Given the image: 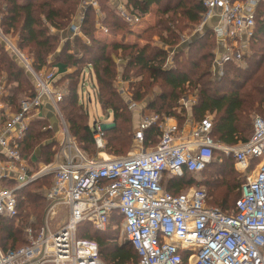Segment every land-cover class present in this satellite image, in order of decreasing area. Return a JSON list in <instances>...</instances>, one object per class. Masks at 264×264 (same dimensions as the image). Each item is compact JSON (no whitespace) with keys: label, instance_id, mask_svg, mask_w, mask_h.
I'll use <instances>...</instances> for the list:
<instances>
[{"label":"built area","instance_id":"obj_1","mask_svg":"<svg viewBox=\"0 0 264 264\" xmlns=\"http://www.w3.org/2000/svg\"><path fill=\"white\" fill-rule=\"evenodd\" d=\"M198 1L206 10L202 28L216 17L220 23L215 29L217 40L241 41L238 50L228 47L221 54L217 66L242 61L244 51L256 38L261 0ZM90 5L99 12L96 0ZM126 18L131 24L141 21L137 15ZM83 20L84 13L80 22ZM79 29L72 26L74 33ZM0 38L7 43L1 32ZM25 63L34 75L36 96L22 100L16 112L0 104V151L6 159L0 162V217L16 219L20 213L18 193L51 174L53 185L45 197L53 203L52 211L64 206L69 214L57 230L28 228L27 244L19 249L4 251L0 246V264H106L97 243L78 238V227L89 223L106 233L113 214L122 217L118 243L128 241L134 247L140 257L138 264H264V119H254L248 143L227 147L212 139L211 118L186 134L170 119L164 122L159 114H149L134 134L138 153L104 161L91 159L75 142L61 116L63 96L54 91V73L37 74ZM45 98L61 118L60 138L55 162L34 171L21 151V143L31 121L38 119ZM189 103L184 98L180 105L187 108ZM129 105L138 107L132 99ZM157 126L160 141L147 151L146 132ZM91 128L95 146L104 150V124L95 121ZM215 150L233 156L244 172L256 163L231 214L210 206L204 188L175 195L163 187L167 173L182 179L186 172H203L212 163Z\"/></svg>","mask_w":264,"mask_h":264},{"label":"trees","instance_id":"obj_2","mask_svg":"<svg viewBox=\"0 0 264 264\" xmlns=\"http://www.w3.org/2000/svg\"><path fill=\"white\" fill-rule=\"evenodd\" d=\"M82 3L83 0H0V30L9 38H12V34H16L17 49L31 55L32 67L40 73L47 69L48 58L51 55L55 56L59 46V37L57 34H52L51 30L62 32L69 29L74 17L79 11H84L81 32L92 39L93 47L82 44L84 42L80 38H75L74 48L84 53L83 57H79V51L70 53L73 49L71 42L67 44L63 60L65 59L71 66H76L78 71L70 76L69 94L63 97L60 109L85 154L92 148L97 149L93 132L89 127L88 115L83 114L84 106L79 101L77 93L78 84L82 76L84 78V70L89 62L92 63L96 74L99 104L105 112L112 111L114 114L113 126L105 129L107 149L116 156H122L132 147L134 123L131 114L133 112L129 110L114 87L118 75L113 56L119 51H122V58L128 59L123 68L124 80L130 81L138 77L135 74L127 76L126 73L128 74L129 71H139L146 75L145 81L132 87L133 97L137 103L143 102L152 85L158 84L167 91L158 96V100L150 101L148 109L163 118L177 117L178 114L174 109L179 99L188 91H198L199 100L193 109L192 117L200 123L208 114L214 115L211 137L216 143L234 147L250 141L254 132L252 123L254 117L260 115L264 119V21H258L256 41L252 46L253 54L241 65L229 64L224 79L216 81L212 79L210 72L215 47L214 40L210 37L193 44L194 47L190 49L188 58L182 54L178 55L179 68L169 70L165 68L168 52L163 46L108 45L94 40L96 25L100 20L97 18L98 11L92 5L81 10ZM98 3L100 11L106 17L102 23L109 32L127 34L129 27L118 16V8H112L109 0H98ZM155 5H159L157 22L149 29L146 39L153 41L154 36H158L163 44L170 47L179 43L183 32L193 30L200 24L202 14L206 11L202 3L197 0H129V6L132 7L131 14L141 18L146 16ZM153 32L155 34H152ZM202 64L205 68H202ZM230 73L241 81L232 80ZM31 78L29 71L22 66L15 53L7 50L6 44L0 40V84L6 80V86H10L7 102L15 112L19 110L22 99L36 96V85ZM60 83H63V80ZM159 101L162 102L160 105ZM178 119L183 122L185 117L180 115ZM53 134L54 131L49 129L45 122L35 120L21 143V151L35 171L40 164L39 158L43 156L47 165L54 163L56 151H52V148L57 146V142ZM159 134L158 126L147 131L145 145L148 148L156 146L159 142ZM39 147L38 153L42 154L41 157L35 154L36 148ZM216 152L215 150L212 163L199 175L186 172L182 179L165 176L163 186L175 195L182 194L198 184L208 187L213 193L214 206L208 202L209 205L219 208L223 213L231 214L235 210L236 201L240 198L241 186L246 182V180L239 182L234 187L236 194L224 190V187L228 189V185L220 177L234 176L232 160L229 159L230 164L227 162L218 167L215 179H198V176L205 174L216 165ZM218 155L222 158L225 156L221 151ZM255 164L252 163L251 169ZM49 179L48 177L41 180ZM38 183L39 180L30 188ZM28 189L29 187L18 193L20 213L15 219L18 224L12 222L13 219L0 217V246L4 251L16 250L27 244L26 237L22 238L25 229L19 226V223L26 225L31 214L37 215L39 220L42 219L44 198L40 192L33 193ZM121 223L122 217L113 214L106 233L98 232L89 223H83L78 227V237L97 243L101 259L106 264H138L140 257L134 247L130 243L122 245L118 243ZM33 229L38 230L40 227ZM19 243L22 245L17 246Z\"/></svg>","mask_w":264,"mask_h":264},{"label":"crops","instance_id":"obj_3","mask_svg":"<svg viewBox=\"0 0 264 264\" xmlns=\"http://www.w3.org/2000/svg\"><path fill=\"white\" fill-rule=\"evenodd\" d=\"M92 1L93 0H83L81 10H83L86 6H89ZM96 1L98 3V0H96ZM109 1H110V5L112 8H115V9L118 8L117 14L124 21V23L126 25H128L129 32L127 34H112L110 32L106 33L105 31L108 30V28L102 23L106 19V17L103 14V12L100 11L101 8H100V5L98 3L97 8H98L99 12L97 14V18L100 20L97 19L98 22L96 25V31L94 33V38H95L94 40H98V41L103 42V43L108 44V45L118 44V45H122V46L144 47L147 44H151L153 46H163V48H165V50L168 52V57H167V61L165 63V66L168 65L169 61H170V64L172 65V66L168 65L167 68L169 70L178 68L176 64L173 65V62L176 63L175 56L178 57V55L182 54L183 56H185V58H188V56L190 55V52H191L190 49L194 47L193 44H195L196 42H199L201 40H205V38H207V37H210L212 40H214V44H215L214 46H216V48L214 47V50H213V59L215 58V55H216V59L213 61L212 65H211L212 69L214 68L215 72L219 71V69L223 68V66L222 67L217 66L216 61H218L220 59L221 54H224L227 52L228 47H230L233 50L239 49V45H240L239 43L241 42L240 40L238 41V43L234 42L232 40L230 41L227 38H220L217 40V38L215 36V29L218 28L220 23H219V18H216V17L214 19H212L211 21H209L208 24H206L203 28H202V21H201L200 24H198L193 30H190V31H192L191 34H186L187 36H185V37L181 36V38H183V40L180 41L179 45L177 44L173 47L167 46V45L162 43L163 41H161V39L158 36H156V37L154 36L153 41H148L146 39V36L149 34L148 33L149 29L153 28L156 25L157 14L159 12V5L153 6L151 8L150 12L146 16L141 18V21L139 22V24H131L127 21V18H126L128 15L133 16L131 14L132 7L129 6V0H109ZM234 1H240V0H234ZM83 12L84 11H79V13L74 17L73 22H72L71 26L69 27V29L62 31V32H57L55 29L51 30L52 34H55V35L57 34V36L59 37V46L57 48L55 56L51 55L48 58L47 69L45 68L40 73H37L33 69V67H32V61L33 60H31V58H30V60H28L25 56H23L21 51L17 49L16 44L12 40L6 38V36L3 35V33L1 32V30H0L1 34L3 35V37L5 38L7 43H9V45L4 40H2L1 38H0V40H2L6 44V48H7V46H10L11 49H13V53H15V55L17 54L15 52V50L18 51L19 54L24 58L23 64L27 67V64L25 63V60H26L29 64V66L32 68V70L34 72H36L37 74H44L46 72H48V73L53 72L55 75V81L53 82L54 91L56 93H61L63 97H66V96H68L66 93L69 92V91L68 92H66V91L69 90V88H70V84H69L70 76L78 71V68L76 66H71V65L66 63L65 59L63 60V58H64L63 54H64V50L66 49L67 44L69 42H71V44H72L73 49H71L72 51H70L71 54L77 53L79 51L77 48H74V41H75L74 39L75 38H80L82 41L86 40L84 44H86L89 47H93L92 46L93 45L92 39L87 38L81 32L83 21L80 22V18L82 16ZM202 16H203V14H202ZM258 21H264V0L260 1ZM258 21H257V27H256V34H257V30H258ZM72 26L80 27V29L78 30V32L74 33L72 30ZM188 35H191V36H188ZM185 38H186V40H185ZM255 41H256V38L251 42L252 44L250 45V48H248V50H246V51H244V49L242 50V51H244V57H243L242 61L230 62L228 64H236V63L243 64L245 59L248 58L253 53L252 46H253V43ZM121 54H122V51H119L116 53V55L113 56L116 68H125V66L127 64L128 59L122 58ZM79 55H80L79 57H83L84 53L80 52ZM169 66H171V67L169 68ZM27 70L29 71V73L32 77L31 79L33 80V82L35 84V78H34L33 73L30 71V69H28V67H27ZM83 75H84V78L82 76L81 81L78 84L79 87H78L77 93L79 96V101L81 102L82 105H84V108L88 111V114H89L88 106H89V104H92V102H93V95L95 97L96 103L102 109V107L99 104V100H98L97 79H96V74L93 71L92 63H90V62L87 63ZM117 75H118L117 77L121 78V75L119 76V72H117ZM88 77H89V79H88ZM134 79L135 78H133L130 81H127L124 79H122V80L119 79V83L121 85H123L124 88L127 90L128 85L130 86L131 84L134 83ZM61 80H63V83H60ZM88 80H90V82H91V88H92L93 93L92 94H91V92L86 93V94H89V93L90 94L85 101V99H83L84 98V89L90 83V82H87ZM138 81L139 80H137V82ZM5 83H6V80H3L0 84V104L7 107L5 109L10 108V110H12V112H15L14 108L11 105H9V103L7 102L8 96L10 94V91L8 90V88L10 89V86L7 87ZM126 96L128 99H132V101L138 105L137 108H131L130 105L128 104L129 110H131L133 112V114L138 117V123L132 132V134H133V143L132 144H134V146H135L134 134H135V131L137 130L142 118L146 115L156 114V113L149 112L150 110H147V109L144 110L146 105H144V108L142 109L140 106V103H137L134 100L133 93L129 92V94ZM184 98L186 100L188 99L190 101L187 108L180 105V103L182 102V100ZM24 99H26V98H24ZM24 99H22V100H24ZM198 100H199L198 94H195L194 92L192 93L191 91H188L187 94L183 95L179 99L177 106L174 109V111L178 114V116L183 114L186 122H188L189 124H193L192 127L195 126L194 125L195 123L196 124L199 123V122L195 121L192 117L193 116V109L197 106ZM62 101H63V99H62ZM147 103H148V101H147ZM19 108H20V106H19ZM103 112L105 115V120L104 121L100 120V121L104 124V128L106 129V128L112 127L114 124L113 112L110 111L107 113L104 110H103ZM60 113H61V116L64 118L61 109H60ZM89 116H90V114H89ZM178 116L177 117H167L166 116L164 118H163V116H161V117L163 118L164 122H165V120L170 119L171 120L170 123H176L180 127V125L177 123V121L179 120ZM208 118H211V120H213L214 115L208 114L205 119H208ZM111 119H112V123H109V121ZM35 120H41V121L45 122L46 125L49 126V129L54 131V133L56 135L58 134V138H54L55 142H58V139L60 138L59 134H60V128H61V118H59V114L57 113V111L55 110V108L53 107V105L50 103V101L48 99L45 98L43 100V108L39 114V117H38V119H33L31 121L30 127ZM94 122H93V120L91 121V117H90V120H89V127L90 128ZM66 123L68 124L67 121H66ZM189 124H187L186 127H188V128L191 127V125H189ZM68 127H69V125H68ZM186 127L181 126L180 129L183 128V130L186 132V134H187V131L190 133L191 132L190 130L192 129V127L190 128V130H187ZM91 130H92V128H91ZM212 130H213V128H212ZM69 131H70V128H69ZM159 131H160V129H159ZM70 134H71V131H70ZM211 134H212V132H211ZM160 135H161V132L158 136L159 141H160ZM56 139H57V141H56ZM73 139L78 144V141L75 139V137H73ZM145 140H146V136H145ZM105 143H106V147L104 150H106V148H107V140L106 139H105ZM157 145L158 144H156V146ZM240 145H242V144H240ZM156 146L151 147V148H155ZM237 146H239V145H237ZM57 147H58V143H57V146L55 147V149H57ZM146 148H148V147L144 143V149H146ZM80 149H81V147H80ZM104 150H102V151H104ZM82 152H83V150H82ZM99 152H101V151H99ZM38 155H40V154L38 153L37 156ZM91 159H93V158H91ZM5 160L6 159L4 158V155L0 151V162H5ZM54 162H55V160H54ZM200 173H194V174L199 175ZM165 176L174 177V176L170 175L169 173L165 174ZM174 178H177V177H174ZM177 179H179V178H177ZM4 185L7 186V184H4ZM10 186H14L13 183H11ZM192 188L196 189L197 187H192ZM192 188H190V189H192ZM189 190H187V191H189ZM120 245H122V244H120Z\"/></svg>","mask_w":264,"mask_h":264},{"label":"rangeland","instance_id":"obj_4","mask_svg":"<svg viewBox=\"0 0 264 264\" xmlns=\"http://www.w3.org/2000/svg\"><path fill=\"white\" fill-rule=\"evenodd\" d=\"M102 1V0H101ZM154 20V19H153ZM191 32L192 31H190V30H187V31H185V32H183L182 33V35L181 36H187L186 34H191ZM152 34H155L154 32L152 33ZM151 34V35H152ZM12 36V38H9V37H7L6 36V38H8V39H10V40H12L15 44H16V42H17V36H16V34H12L11 35ZM188 36H191V35H188ZM183 40V38H181L180 37V41H182ZM86 41V40H85ZM85 41H83L84 43H85ZM180 41H179V43H178V45L180 44ZM13 43V44H14ZM84 43H82V44H84ZM88 43V42H87ZM91 43V42H90ZM14 44V45H15ZM93 44V43H92ZM93 46V45H92ZM7 50H10L11 52H13V49H11V47L10 46H7ZM215 48H216V46H215ZM169 50V49H168ZM256 50H257V48H256ZM22 54H23V56H25L28 60H30V58H31V55H29L26 51L25 52H21ZM18 54V53H17ZM15 55L16 57H17V59H19V62H21V64H22V66L24 67V68H26L27 69V67L23 64V60L18 56V55ZM174 54V53H173ZM253 54V53H252ZM171 55V54H170ZM172 56V55H171ZM179 57V56H178ZM178 57H176L175 56V58H176V63L175 62H173V65L174 64H176L177 65V61H179L180 59H178ZM216 59V55H215V58L213 59V61ZM213 61H212V63H213ZM229 64H226V65H224L223 66V68L222 69H219V71H216L215 72V70H214V68L212 69V67H210V72H211V74H212V79H214V80H216V81H222L223 79H224V77H225V75H226V67L228 66ZM236 65H241V63H236ZM172 66V65H171ZM171 66H169V68L171 67ZM178 67V66H177ZM179 68V67H178ZM202 68H205L204 67V64H202ZM117 72H119V76L121 75V78L120 77H117V79H116V81H115V83H114V87L117 89V91H118V93L121 95V98L124 100V102H125V104H126V106H128V104H129V102H130V99H128L127 98V96L126 95H128L129 94V92L130 93H134V91H133V89H132V87H134V85H136V84H138V83H140V82H143V80L145 81L146 79V75L144 74V73H142V72H139V71H129V73L127 74L126 73V75L128 76L129 74H131V76L133 75V74H135V76H138V77H135V79H134V83L133 84H131L130 86L128 85V89L126 90L125 88H124V86L123 85H121L120 83H119V79L120 80H122L123 79V68H117ZM231 74V73H230ZM230 78L232 79V80H236V81H241V79H239V78H237L236 77V75H234V74H231L230 75ZM88 79H89V77H88ZM132 80V79H131ZM137 80H139L138 82H137ZM87 82H90V80H88ZM124 88V89H123ZM136 89V88H135ZM8 90H10L9 88H8ZM69 90H67L66 92H68ZM167 90L164 88V87H161L160 85H158V84H154V85H152V87L150 88V90L148 91V94H146V97H145V100L143 101V102H141L140 103V106H141V108L143 109L144 108V105H146L145 106V108H144V110L145 109H147V110H149L148 109V103L150 104L151 102L150 101H154V100H158V96H160L161 94H163V93H165ZM88 92H91V94L93 93V91H92V88H91V82L89 83V85L84 89V98L83 99H85V101H86V99H87V97L89 96V94H86V93H88ZM121 92H123V93H121ZM192 93L194 92L195 94H198V91H191ZM67 95L69 94V92L68 93H66ZM126 94V95H125ZM147 101H148V103H147ZM146 103V104H145ZM162 102H158V104L160 105ZM84 106V105H83ZM88 109H89V114H90V116H89V114H88V111L85 109V108H83V110H82V112H83V114L85 115H88V119L90 120V117H91V121L93 120V122L94 121H100V120H102V121H104L105 120V115H104V112H103V110L99 107V105L96 103V101H95V97H94V95H93V102H92V104H89V106H88ZM149 112H152V111H149ZM166 112V110L164 111V113ZM131 116H132V121H133V129L136 127V125H137V123H138V117L136 116V115H134V114H131ZM181 116H183L184 117V115L183 114H181ZM256 118H263V117H261L260 115H257L256 117H254V119H256ZM87 119V120H88ZM254 119H253V121H254ZM109 123H112V119L109 121ZM177 123L180 125V127L182 126V127H186V125L187 124H189L188 122H186V120H184L183 122L182 121H177ZM253 123V122H252ZM189 125H191V127H192V125L193 124H189ZM194 125H196V123L194 124ZM70 127V126H69ZM191 127H186L187 128V130H190V128ZM193 128V127H192ZM182 130H183V128H181ZM192 130V129H191ZM190 130V131H191ZM71 131V135L73 136V132H72V130H70ZM189 132L187 131V134H188ZM54 136H55V138H58V134L56 135L55 133L53 134ZM53 136V137H54ZM57 136V137H56ZM59 136H60V134H59ZM74 137V136H73ZM76 139V138H75ZM77 140V139H76ZM78 141V140H77ZM78 144H79V141H78ZM79 146L81 147V145L79 144ZM40 149V147L39 148H36V150H35V154L37 155L38 154V150ZM154 148H146V150L147 151H152ZM56 151L57 149H55V148H52V151ZM92 150H94V151H92ZM92 150H88V151H86V155L88 156V157H90V158H96V159H98V160H101V161H104V160H107V159H113V158H125V157H129V156H131V155H135L136 153H138V149L134 146V144H132V147H131V149H129L128 151H126V153H125V155H122V156H116L115 154H113V153H111L110 151H109V149H107L106 148V150H104V151H101V152H99L97 149L95 150V149H93L92 148ZM217 152H216V154H215V158H216V165L215 166H213V168H211V170H209L208 172H206L205 174H202V175H200V176H198V179L199 180H204V179H206V178H209V180H212L213 178L215 179V173H217V169H218V167L221 165V164H223V163H227L228 161H231L232 160V162H231V164H232V167H233V169H234V176L233 177H230V176H227V177H225V176H221L220 178L221 179H223L225 182H226V184L228 185V189H227V187H224V190H229V191H231V192H233V194H236L237 193V191H234L233 189H234V187L240 182H242V181H245L246 179H247V176H249V175H251V174H253V169H249V170H247L246 172H244L242 169H241V167H239V166H237L236 165V163H235V165H234V158H233V156H227V155H225L223 152V155H225L224 156V158H222L220 155H218V154H220V150H216ZM42 155V154H41ZM41 155H40V157H41ZM46 158H45V156H43V157H41V158H39V160H40V164H39V166L37 167V170L36 171H39L42 167H44V166H46L47 165V163H45V160ZM221 159H223V160H221ZM229 159H231V160H229ZM229 164H230V162H228ZM35 171V170H34ZM50 178L49 180H46V181H42V180H45V178ZM212 178V179H211ZM42 179V180H41ZM41 179H38L39 180V183L37 184V185H33L31 188L29 187V192H33V193H39L40 192V194L43 196V203H44V210H43V215H42V219L41 220H39L38 219V216L37 215H35V214H31L30 216H29V218H28V220H27V224L26 225H24L23 223H19V226H21L23 229H25L24 231V234H22V238H25L26 237V230L30 227V226H33V228H35V229H37V228H41L42 226H45V227H48V228H51L52 230H57V229H59V227H61L65 222H66V220L68 219V214H69V212H68V210L64 207V206H58V207H56L53 211L51 210L52 209V207H53V203L52 202H50V201H48L47 199H46V193L50 190V188L52 187V185H53V176H52V174L51 175H47L46 177H42L41 176ZM41 180V181H40ZM238 180H240V181H238ZM44 182H46V183H44ZM202 182V181H201ZM197 188H204L207 192H208V194L210 195V203H211V205H213L214 206V204H213V193H212V191L208 188V187H205V186H202V185H197L196 186ZM209 203V204H210ZM12 222H16L17 224H18V221H16L15 219H13V221ZM35 231H37V230H35ZM121 235V229H120V234H119V236ZM78 236H79V234H78ZM79 238V237H78ZM80 239V238H79ZM1 243V242H0ZM3 243V242H2ZM20 245H22V243H19V245H17V246H20Z\"/></svg>","mask_w":264,"mask_h":264},{"label":"water","instance_id":"obj_5","mask_svg":"<svg viewBox=\"0 0 264 264\" xmlns=\"http://www.w3.org/2000/svg\"><path fill=\"white\" fill-rule=\"evenodd\" d=\"M47 145H50V144H47ZM129 242L127 241V242H125V244H128Z\"/></svg>","mask_w":264,"mask_h":264}]
</instances>
